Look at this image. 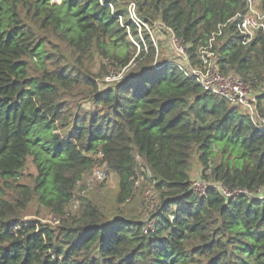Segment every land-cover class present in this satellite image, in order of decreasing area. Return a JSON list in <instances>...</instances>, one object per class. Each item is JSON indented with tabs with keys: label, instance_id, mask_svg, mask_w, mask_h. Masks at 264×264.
<instances>
[{
	"label": "trees",
	"instance_id": "obj_1",
	"mask_svg": "<svg viewBox=\"0 0 264 264\" xmlns=\"http://www.w3.org/2000/svg\"><path fill=\"white\" fill-rule=\"evenodd\" d=\"M245 11L243 0H0V264H264V197L190 189L196 153L201 177L264 190V129L152 35L162 25L173 50L174 34L193 66L213 52L256 91L263 118L264 31L242 42ZM107 64L123 72L101 86ZM28 158L30 184L19 181ZM96 166L117 178L106 213L95 185H77ZM145 180L158 199L144 221L128 207ZM35 197L65 217L25 218Z\"/></svg>",
	"mask_w": 264,
	"mask_h": 264
},
{
	"label": "built area",
	"instance_id": "obj_2",
	"mask_svg": "<svg viewBox=\"0 0 264 264\" xmlns=\"http://www.w3.org/2000/svg\"><path fill=\"white\" fill-rule=\"evenodd\" d=\"M52 1L57 2L58 0ZM243 1L246 6V11L242 15H237V30L242 37V42L246 43L251 40L255 32L264 31V14L258 7V0ZM129 11L131 13L132 20L135 22L139 29L142 25L147 27L145 23L141 22V20H138L135 17V8L134 3L132 2L129 4ZM170 42L174 51L173 56H177V59L174 60V62L182 73H184L187 77L192 78L204 90L218 97H221L232 104L240 106L248 115L249 120L255 127L262 130L264 129V118L259 115L256 94L242 80V78H240L233 72H230L228 74H224L223 72H221L215 63V54L210 51L201 50V61L198 65L193 66L192 64H190L185 54L183 45L179 44L178 39L171 32ZM122 72L123 70L119 71L118 74L108 75H110L111 77H115L118 75V77H120V74ZM110 76H107V79H110ZM210 172V167H207L203 174L205 176H208ZM105 176V170L96 166L89 172H86V174L83 175L82 179L77 181V185H84L85 189H89L96 182L103 181L105 179ZM201 176L202 174L198 175V177L194 178L190 183V189L197 194H203L206 188L208 186H211L215 187L225 198H235L240 195L256 198L264 197L263 189L250 191L244 187L228 188L227 186H224L219 182L210 181ZM83 191L84 189H82V192ZM153 201L154 198H151L150 202L152 203ZM77 203L78 201L74 200L75 207L77 206ZM150 206L151 210L153 205L151 204ZM50 221L54 223L56 221V218H53V220ZM151 223L152 222L150 221L145 225V231L150 229Z\"/></svg>",
	"mask_w": 264,
	"mask_h": 264
},
{
	"label": "rangeland",
	"instance_id": "obj_3",
	"mask_svg": "<svg viewBox=\"0 0 264 264\" xmlns=\"http://www.w3.org/2000/svg\"><path fill=\"white\" fill-rule=\"evenodd\" d=\"M53 2L52 0H50ZM61 1V0H60ZM59 0L57 1L58 3L60 2ZM154 31H152L153 39L154 41L159 44V50H163V54H159V57L163 56L165 57H172L174 54V51L171 49V45L168 43V35L165 33V29L163 28L162 25H156L154 28ZM161 46V48H160ZM170 48V50H168ZM161 55V56H160ZM99 63V64H98ZM101 61L97 58V65L94 66V69L96 70L98 66L100 65ZM123 70V68L121 69ZM120 70H116V67H114L111 64H107V72L103 75V82H101V86H106V84H109L108 82H105L104 79L107 81H112L115 79H119L118 75L115 77H111L110 75H107L108 72L110 74H118ZM107 76H110V79H107ZM264 89V86H263ZM253 91V90H252ZM256 93V91H255ZM259 102V101H258ZM261 106L264 107V101L260 104ZM259 108V105H258ZM258 111H260L258 109ZM260 116L262 117L263 114L260 112ZM264 118V117H263ZM191 163H192V174L191 178H196L198 177L200 171L202 170L200 165L198 164L196 160V153L195 155L192 156L191 158ZM205 171V170H204ZM36 175V170L34 165L31 163V159L28 158L26 162L25 168L22 170V174L19 178L20 182H24L27 184L31 183V180L33 176ZM141 181V180H140ZM139 181V183L135 184L134 186L136 187L134 190V196L137 198L136 200H130L129 207L130 210H133L137 216H139L140 219L146 220L148 219L149 213H150V208L151 204L155 202H150L151 198H157L158 195H156L155 191L152 188V183L145 180L142 183ZM147 181V182H146ZM95 185V186H94ZM93 186V189L90 190V195H93L96 199V201L100 204V207L103 209V211L106 213L110 208L112 209V202L114 201V196L117 191V178L115 173L109 172L107 180H104L103 182H96ZM138 189H140L138 191ZM154 194H152V193ZM88 194V195H89ZM67 208V206H65ZM64 208V209H66ZM73 210V209H71ZM65 211V213H67ZM111 214V213H110ZM110 214H107V216H110ZM25 218H38L39 220L43 221L44 223H51L54 224L57 221L60 220V218L65 217V214H59L56 211H53L50 207L46 206L43 204L41 201L35 197L26 207L25 209ZM53 218H56V221L52 223L50 220H53Z\"/></svg>",
	"mask_w": 264,
	"mask_h": 264
}]
</instances>
